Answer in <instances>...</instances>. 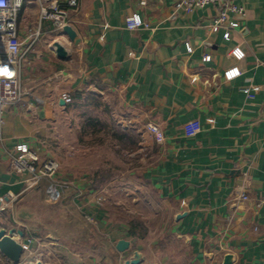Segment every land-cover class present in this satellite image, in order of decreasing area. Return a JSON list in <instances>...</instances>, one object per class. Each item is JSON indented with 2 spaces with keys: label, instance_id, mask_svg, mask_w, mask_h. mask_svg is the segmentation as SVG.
Listing matches in <instances>:
<instances>
[{
  "label": "crops",
  "instance_id": "obj_1",
  "mask_svg": "<svg viewBox=\"0 0 264 264\" xmlns=\"http://www.w3.org/2000/svg\"><path fill=\"white\" fill-rule=\"evenodd\" d=\"M177 1L78 0L66 19L77 43L39 19L37 2L19 11L23 98L5 111L4 144H26L60 165L57 185L29 187L0 153V212L8 195L19 200L9 211L15 227L1 228L20 231L18 242L33 240L25 262L124 264L138 252L140 264H264V0H238L246 13L239 27L217 31V7L171 18ZM131 15L151 29L128 31ZM147 125L160 129L162 143ZM70 145L82 151L78 176L58 154ZM94 150L97 169L88 161ZM34 196L42 214L60 209L33 219ZM71 217L99 241L75 233ZM52 221L65 234H51ZM120 240L129 243L123 253ZM0 264L12 263L0 254Z\"/></svg>",
  "mask_w": 264,
  "mask_h": 264
},
{
  "label": "built area",
  "instance_id": "obj_2",
  "mask_svg": "<svg viewBox=\"0 0 264 264\" xmlns=\"http://www.w3.org/2000/svg\"><path fill=\"white\" fill-rule=\"evenodd\" d=\"M37 2L39 5V19H48L61 31L67 26V16L69 9H75L78 0H0V153L7 159L9 170L16 175H27L26 183L29 187H35L40 183H47L50 187L57 185V174L59 163L51 157H41L30 149L26 144H17L13 149H6L3 138L4 114L8 108L21 104L23 91L20 86V67L25 51L21 49V43L17 33L18 13L27 2ZM238 0H178L174 5L171 18L177 13L191 14L208 6H215L218 12L213 19L211 29L234 30L239 27L240 21L245 16V9L237 3ZM124 26L128 31H149L151 29L148 22L142 21L136 15L125 18ZM69 26V25H68ZM40 30L37 28L28 35L29 48L39 37ZM28 49V48H27ZM187 52L191 53V46H186ZM209 56L202 57V62H208ZM6 70V71H5ZM249 94V90L243 91ZM62 101L68 105L72 102L69 94L61 95ZM146 129L154 136V140L159 144L163 141L160 129L155 125H147ZM10 200L15 198L8 195ZM240 199L248 201L244 191H240ZM100 199L96 200L99 203ZM18 242V241H17ZM22 255L30 254L33 240L28 238L19 242ZM39 262V261H38Z\"/></svg>",
  "mask_w": 264,
  "mask_h": 264
},
{
  "label": "rangeland",
  "instance_id": "obj_3",
  "mask_svg": "<svg viewBox=\"0 0 264 264\" xmlns=\"http://www.w3.org/2000/svg\"><path fill=\"white\" fill-rule=\"evenodd\" d=\"M68 139L69 138H67V140ZM89 140H94L96 142L97 137L96 136H93ZM70 143H72V142L69 141V144ZM58 151H59L58 154L61 155V157L60 156L59 157L63 159L62 160V165L64 167L68 168V169L69 168L70 169L72 168L71 171H73V173H74L73 176L80 175L81 170H82V162H83L81 149L78 148V147H75L74 148L72 145H70L69 148H67V149H66V147L63 148V149H60L59 148ZM98 155H99V153L96 152L95 150L94 151H91L90 154H89L88 161L90 162V164H94L95 167L93 169H97L98 161H99V156ZM122 155L124 157H127L128 156L127 153H125V152H123ZM124 157H123V161H122L123 162V166L127 164V162H126V160H125ZM123 172H124V168H123ZM22 177L27 179V175H23ZM94 187H95V190H97V189L100 190V188L102 187V185L99 184V183H95L94 184ZM37 196H34L33 199H31V201H29L30 204L33 203L35 205V206H33L34 207L33 209L35 210V212H32L31 213L33 219H36V218L38 219L39 217H42V215H49L50 212H51V209H55V208L56 209H60L59 204L58 205H55L54 207L52 206V208L49 206V207H47L44 210V214H42V212L41 211H37V209L42 208L41 207V203L43 201H42V199H40ZM98 199H100V201H102V198H98ZM18 201L19 200H17V199L12 200V202L10 203L11 205L9 206L8 210L6 211V212H8L7 215H6V212L5 213L3 212V214L0 212V229H2L4 227V228H7L6 230H8L9 228H14L15 227V224L12 222V219L16 220V215L13 214L11 216V214H9V211L12 209L13 206L17 205ZM22 203H23V205H25L23 201H22ZM106 205H108V204L106 203ZM108 208L110 209V212L113 213L115 216L119 215V217H122V216H120V214H117L116 212H114L113 210H111L110 207H108ZM70 219H71V222L73 223V226H74V229H75V233L78 232V234H79V233H82V231H88V236H89V240L91 241V243H95L96 244L99 241V238L100 237H98L93 232L90 224L83 222L79 217L75 218L74 221L72 220V217ZM55 225H56L55 222L52 221V223L50 224V228L53 229V231H50L51 234H56L57 233V236L58 235L60 236L61 234L62 235L65 234L64 232H66V230H67L65 224H61L58 228ZM55 227H56V229H54ZM75 235H77V234H75ZM52 237H55V236H52ZM75 237H78V236H75ZM25 258H26L25 255L24 256L23 255L21 256V263L25 262V260L28 259V258L27 259H25Z\"/></svg>",
  "mask_w": 264,
  "mask_h": 264
},
{
  "label": "water",
  "instance_id": "obj_4",
  "mask_svg": "<svg viewBox=\"0 0 264 264\" xmlns=\"http://www.w3.org/2000/svg\"><path fill=\"white\" fill-rule=\"evenodd\" d=\"M61 34L64 35L69 42L77 43L76 34L74 30L70 26H64L61 29ZM54 51L56 56L59 59H63L65 54L63 49L59 44L54 43L53 45ZM60 104L63 105V102L60 101ZM13 235H18L20 238L23 234L20 231L15 229H11L8 232L5 229H0V254L8 260L12 264H42L41 262H34V263H21V256H22V249L19 242L13 239ZM129 248V243L124 240H120L116 243L115 249L123 253ZM141 263V256L138 252H134L133 256L130 260L124 262V264H140Z\"/></svg>",
  "mask_w": 264,
  "mask_h": 264
},
{
  "label": "trees",
  "instance_id": "obj_5",
  "mask_svg": "<svg viewBox=\"0 0 264 264\" xmlns=\"http://www.w3.org/2000/svg\"><path fill=\"white\" fill-rule=\"evenodd\" d=\"M122 144L128 143L130 144L129 138L126 137V135H122L121 137Z\"/></svg>",
  "mask_w": 264,
  "mask_h": 264
},
{
  "label": "bare ground",
  "instance_id": "obj_6",
  "mask_svg": "<svg viewBox=\"0 0 264 264\" xmlns=\"http://www.w3.org/2000/svg\"><path fill=\"white\" fill-rule=\"evenodd\" d=\"M16 241V240H15Z\"/></svg>",
  "mask_w": 264,
  "mask_h": 264
},
{
  "label": "snow or ice",
  "instance_id": "obj_7",
  "mask_svg": "<svg viewBox=\"0 0 264 264\" xmlns=\"http://www.w3.org/2000/svg\"><path fill=\"white\" fill-rule=\"evenodd\" d=\"M6 71V70H5Z\"/></svg>",
  "mask_w": 264,
  "mask_h": 264
}]
</instances>
